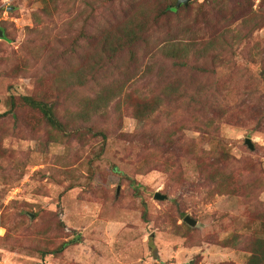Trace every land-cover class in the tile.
Returning a JSON list of instances; mask_svg holds the SVG:
<instances>
[{
  "label": "rangeland",
  "instance_id": "1",
  "mask_svg": "<svg viewBox=\"0 0 264 264\" xmlns=\"http://www.w3.org/2000/svg\"><path fill=\"white\" fill-rule=\"evenodd\" d=\"M177 2L0 0L9 39L0 38V264H246L250 252L222 240L264 237V0ZM167 3L177 11L159 17ZM137 19L144 39L111 60L110 46ZM234 28L219 48L221 63L179 65L159 52L171 40ZM176 78L188 95L213 94L227 108L219 133L194 121L172 141L157 138L173 119L167 113L184 122L214 114L185 108L187 94L155 119L133 116L140 95ZM104 89L115 96L96 111ZM24 96L50 103L65 130ZM192 139L218 155L199 164ZM212 162L231 175L229 190L210 181ZM157 191L167 198H155Z\"/></svg>",
  "mask_w": 264,
  "mask_h": 264
},
{
  "label": "trees",
  "instance_id": "2",
  "mask_svg": "<svg viewBox=\"0 0 264 264\" xmlns=\"http://www.w3.org/2000/svg\"><path fill=\"white\" fill-rule=\"evenodd\" d=\"M183 7H185V4ZM161 10L162 12L158 15L159 17H162L163 15L170 12H176L177 11L176 4L173 5L172 3L170 4L167 3L166 5H164V7H162ZM252 14H256V12L252 11ZM259 17H260L259 21H257L255 24L256 27L260 26L259 22L261 21L262 17L261 16ZM133 23L137 24V28L140 27V30L143 31L145 25L143 22H141V19H137V21L132 20L127 22L128 26H126L125 29L122 30L123 37L121 38L122 40L121 44H119V46H116L114 50L110 46L113 52V55L109 53V57L111 60L116 58L115 55L116 53L126 48H129V46L135 45L136 41L138 44V42L144 39L145 30L142 33L143 35H141L139 29L134 27ZM1 28L3 29L4 36L0 38L9 40L6 35L5 29L3 27ZM234 31L238 33L237 28L227 29L225 32H219L217 35L215 34L212 37L208 38L207 40H201L196 37L189 38V40L188 39L171 40L170 42L164 44L163 46H160L159 52H161L167 58L178 60L181 63L179 65H187L186 61H190L192 58L197 63L207 62L208 59L214 61L215 64L221 63L222 61L220 60L219 55L221 54V52H223L222 51L224 50L223 48H226L228 44V41L227 42L225 41V37H229L232 39L230 33ZM249 35L251 36V32H248L247 35L245 33L244 36L239 38L238 34H236L233 36V39L240 40L241 38H244L245 36L248 37ZM218 36L219 39L223 40L220 45L221 47L217 45L216 42L217 39H215ZM219 48L222 50H220ZM98 64L100 67L99 70L103 69L105 66L104 61L98 62ZM93 71L95 72V74H97L96 62L93 65ZM95 74L93 73V77L96 79ZM260 76L264 77V70L262 71ZM187 91H188V87L185 85V83H183L181 80H177V78L173 79L169 83L165 84L161 89H159L157 93H154L152 95H140V98L136 101L135 105L133 106V116L140 121H148L151 120L152 118L155 119V117L161 114L164 108L165 109L169 108L171 105L179 102V100L184 95L186 94L188 95ZM114 96H115L114 93H107V90L104 89L99 96V100L97 102L98 108L96 109V111L101 109L102 106H107L108 104L107 100L113 98ZM188 96L191 98L189 99V102L185 108L188 109L190 106H193V109L195 108L196 110L193 109L192 110L194 113H196L198 111L197 107L200 106L199 110L201 108H204L203 110L206 111L212 109L211 112L212 113L214 112V114L211 116L205 114L204 119L198 117L197 114H192L193 116L194 115L195 116L192 117L190 120L188 119V121L184 122V120L181 119L182 117L180 118V120H178L179 117L176 116V112L167 113L169 117H172L173 119L170 122V126L166 130H163V132L158 134L157 138H163L166 141L169 140L172 141L176 133L182 131V128H186L184 126L186 125L187 122H189V124L190 123L192 124L194 121H196L195 123L198 124V127L203 126L201 127V129H203L202 131H204L207 134L216 135L217 133L220 132L221 121L224 118L229 119L230 117L227 108L222 107V105L218 103L217 100H215L216 98L215 95L213 94L209 95L207 93L204 94L203 92L202 93L199 92L194 97H192L193 94ZM23 99L30 106L39 109L53 128L65 130L64 124L62 123V121H60V119L58 118L55 112L54 107L50 103L36 97L34 98L32 96H24ZM207 108H211V109H207ZM170 114L174 116H171ZM197 124L195 125L197 126ZM189 141H190V143L188 144L189 153L194 154L199 159L200 161L199 164L209 163L210 161L209 160L210 156L208 155L209 152H212L214 156L218 155V152L214 150V148L206 151L203 149L199 141H196L194 139ZM201 152H203V154H201ZM221 158H223L224 161L226 160L228 162L227 159L228 156L226 155V153L222 152ZM210 165L212 167L210 169V172L217 167V165L214 166V162L210 163ZM219 169L221 168H216L214 173H212L211 175L208 174L209 179L211 182L215 183L217 187H219L221 190L227 191L229 190L227 188V185L229 184L231 175L227 174L225 170L218 171ZM240 181L241 180H237V185L241 189H248V187L243 185L242 181L241 182ZM262 228L264 231V223ZM242 237L243 236L240 235L239 233H234L231 237L223 239L222 243L226 245L233 244L235 246L242 244L245 250L250 252L246 264H264V237L261 236L248 237L246 238L247 240H243ZM76 240H79V237H76V239L73 240L62 242L53 252L61 253L65 248H67L70 244H72Z\"/></svg>",
  "mask_w": 264,
  "mask_h": 264
},
{
  "label": "water",
  "instance_id": "3",
  "mask_svg": "<svg viewBox=\"0 0 264 264\" xmlns=\"http://www.w3.org/2000/svg\"><path fill=\"white\" fill-rule=\"evenodd\" d=\"M190 0H178L177 2V7H179L181 4H185L187 5L188 2ZM4 36V32H3V29L0 27V37H3ZM245 143L248 145V147L253 150L254 149V144L251 140V138L247 137L245 139ZM155 198L159 199V200H164L167 198V195L166 194H162L160 192H156L155 193ZM185 222H187L189 225L191 226H196L197 225V221L195 219H193L192 217H190L189 215H187L184 219Z\"/></svg>",
  "mask_w": 264,
  "mask_h": 264
}]
</instances>
